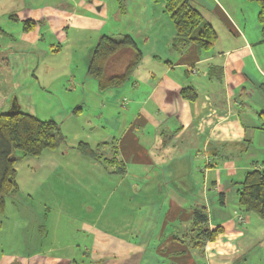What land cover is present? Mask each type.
Masks as SVG:
<instances>
[{
  "label": "crops",
  "instance_id": "obj_1",
  "mask_svg": "<svg viewBox=\"0 0 264 264\" xmlns=\"http://www.w3.org/2000/svg\"><path fill=\"white\" fill-rule=\"evenodd\" d=\"M12 1L7 8L18 23L23 25L27 19L43 20L29 30L21 28V39L25 42L35 44L44 40L46 31L64 42L70 41L71 35L92 32L95 37L97 33L114 32L117 25H123V32L134 34L141 45V62L146 59L141 71L134 73L133 85L128 90L136 89L133 95L117 97V90L102 91L97 82L96 92L92 85L98 98L93 104L98 123L91 128H103L102 132L107 134L93 142L90 139L83 141L95 147L105 143L108 148L105 157L117 153L125 164V172L112 173L104 163L80 151L77 154V145L67 141L64 154L56 153V148L49 149L52 152L30 156L37 157L40 162L24 166L21 175L16 162L19 192L37 197L49 211L89 208L82 201L80 206L79 203L70 204V194L93 192L90 187L96 184V175H103L108 177L106 194L109 200L119 190L131 202L132 194L137 190L148 209L160 207L164 210L159 209L155 222L148 220L155 224L152 234L157 241L153 247L160 256L182 257L190 250L194 258L201 257L193 258L191 264H198L197 260L204 264L202 261L238 253L236 241L243 236V231L237 219L222 218L219 223H214L209 216L210 228L220 225L223 231L215 240L205 241L202 247L194 246L191 241V225L197 207L209 208L211 203L217 202L225 207L231 189L228 186L238 184V189L245 172L254 168V162L264 160V129L259 117V112L264 111L260 6L247 0H191L217 32L216 44L210 50L202 51L194 42L180 48L174 21L164 0H125L123 10H117L116 6L113 13H110V4L113 6L117 0H64V5L60 6L49 2L35 5L30 1ZM120 13L122 15L116 18ZM110 15L117 25L109 26ZM173 53L175 58H171ZM212 67H221V79ZM186 86L197 92L195 100L182 97L180 90ZM126 104L129 108L122 112V106L118 105ZM108 105L115 111L106 117L101 110ZM85 106L80 107L81 113ZM13 107L17 106L14 104ZM255 144L256 148L253 147ZM85 170L90 171L91 180ZM110 178H115L117 185L114 180L111 183ZM97 184H100L99 179ZM23 203L26 201H5L4 207L0 208V231L13 234L19 240V246L22 240L25 242L10 252L2 250L0 264H64V258H61L64 249L58 252L59 246L53 241L38 248L29 243V232L22 224L23 216L16 211L24 206ZM31 208L36 211L37 207ZM103 209L106 204L99 208L96 218L90 215L91 222L84 220L82 223L86 231H92L91 260L73 262L71 259L67 264H137L138 258L148 253L150 244L130 242L127 237L132 232L131 217H125L124 222L118 224L115 218H104ZM14 214H20V217ZM172 221H177L172 224L179 226L168 233L167 224ZM42 230L45 234L46 228ZM49 235L48 230L46 240ZM29 248L34 249L27 250ZM176 260L178 264H187L181 258Z\"/></svg>",
  "mask_w": 264,
  "mask_h": 264
},
{
  "label": "rangeland",
  "instance_id": "obj_2",
  "mask_svg": "<svg viewBox=\"0 0 264 264\" xmlns=\"http://www.w3.org/2000/svg\"><path fill=\"white\" fill-rule=\"evenodd\" d=\"M19 1L20 3H28V1H30V3L35 5L46 2L56 3L58 6L64 5V0ZM164 1L166 4V0ZM12 2V0L0 1V6H6L4 9L0 7V110H10V107H13L15 104L20 110L35 114L41 119H55L61 127V135L63 139H65L55 151L58 154H64V143L67 141H71L73 144L77 145L84 139H90L91 142H93L96 139L103 138L107 134V132L106 134L102 132L103 128L98 130L91 128V126L98 123L95 119L97 116H95L96 111L93 107V104L98 101V98L97 95L93 93L95 91L92 90L95 88L96 92L98 91L96 88L97 80L88 77L89 74L87 69L100 36L103 34L118 36L121 33L117 31H122V33L126 34L123 32V25L122 27L117 25L112 19L113 16L110 15L109 26H112V24L117 25V27L112 30L114 32L97 33L95 37L92 32L75 36L71 35L70 41L61 42L56 36L46 31L44 40L40 39L37 43L31 44L21 39V28L23 29V25L20 22L18 23L16 18L12 17L9 13L7 7L11 5ZM249 2L258 4L256 1ZM124 4L125 0H117V3L113 4V6L110 4V13H113L116 6H118L117 10H123ZM248 10L252 12L251 9ZM120 15H122V13L115 17L119 18ZM127 34H131L136 38L131 32ZM214 44H216V41ZM139 46L141 47V45ZM177 51L179 50L177 49ZM175 56V53H173V57L171 58H175ZM145 60L146 59H143L141 63H138L135 71L123 85L111 88L117 90V97L124 98V95H129V93L133 95L136 89L132 88L129 92L128 90L133 85L134 73L136 70L137 72L141 71V65H143L142 63H144ZM11 79L13 80L12 82ZM84 80H86L85 89L82 91ZM93 84L95 85L94 88H92ZM84 104H86V106L81 113L80 107ZM118 104H120L119 100ZM119 106H122V112L129 108L127 104L124 106L118 105V107ZM114 111L115 110L108 105L101 110V113L103 116L108 117L109 114H112ZM91 147L94 148L97 153L104 156L106 155L104 153L105 150H108L105 143H102L100 147H95V145H91ZM253 147L256 148V144ZM98 148L100 150H97ZM252 150L254 151L255 149ZM43 152H52V150L46 149ZM75 152L79 154L77 148ZM262 153H264V151H262ZM16 154L21 155L19 152H16ZM36 158L37 157L19 158L18 167L19 169L21 168V170H19L20 175L21 171L25 170L23 168L24 166L36 164L37 162L39 164L40 161H37ZM34 169H36V166ZM89 172V170H85L88 179L91 180ZM107 178L108 177L103 175H96V184L94 183L93 186L90 187V189H93V192L88 190L91 193L85 192V194L83 193L84 195L78 193L70 194V204L76 205L79 203L80 206V202L82 201L86 206L88 205L89 208L83 206L79 209L75 208L73 211L68 207V210L64 209V212L59 208L49 211L46 206L42 205V202L37 201V197L32 198L21 192L6 196L5 201L8 203L26 201V203H23L24 206L16 211L21 212L23 221L26 219L25 223L22 221V224L26 226L25 228L29 232L27 236L29 238V243H32L35 248H38L42 245H49L53 241L55 246H59L58 252L64 249V257L61 256V258H64V264H67L68 260L71 259L73 262H75L74 260L78 262L79 260L80 262L91 260L93 244L90 234L92 231L90 229L86 231L82 223L84 220L91 222L92 218L90 219V217L92 216L96 218V213H98L99 208L104 204H106V209L102 210L104 218L106 216H110L111 219L115 218L118 224L123 223L125 217H131L133 219L131 226L132 230L130 228L132 232L127 234L130 242H144L147 245L150 244L148 247L149 250L146 249L148 253L143 257H139L137 264H178L176 259L179 258L185 263L191 264L194 255L191 254L190 250H187L182 257L176 256V258L173 256L172 258L163 257L155 251L156 248L153 246L156 244L157 238H153L152 234L154 233L153 229L155 228V224H152L148 220L152 219L155 222L154 219H157L159 211L162 210L159 207L160 205L157 204L160 210L158 208L152 210L148 209L147 205L142 203V194L136 189L132 194L133 197L131 198V202L128 199L126 200L123 193L119 190L111 195L109 200V196L106 194V189L108 187ZM98 179L100 180V184H97ZM113 180L117 185V180L115 178H110L111 183ZM237 180L238 178L236 177L235 181ZM227 183H229V181ZM237 185L238 184L233 183V185L228 186L231 189L230 192L227 193L228 203L225 207L217 202L211 203L210 207L207 209L210 219H212L214 223H219L222 218L230 217L240 222L239 228L243 231V236L236 241L239 252L227 258H212L210 261H202L204 264H264V216H260L255 212H246L240 208L236 192ZM40 187L44 189L42 186ZM32 206L35 208L37 207L36 211L32 210ZM54 207L56 206L54 205ZM13 216L20 217V214H14ZM162 219H164V217ZM175 222L177 221L168 222V233L173 232V230L176 231L175 227L179 225L177 224L178 222L174 225L172 224ZM95 225H97V223H95ZM44 227L46 228V233H48V230L50 231L47 240L45 238L46 233L44 234L42 230ZM14 228L19 231L18 228ZM119 232L120 231L117 232L119 235L125 237V235ZM1 233L0 231V252L2 250L10 252L14 248L22 247L25 243L22 240L19 246V240H16L14 235L7 232V230H5L6 234ZM3 235L4 241L2 240ZM42 235L44 236L43 238ZM7 238L8 240H6ZM33 249L29 248L27 250ZM17 259L21 260L20 257ZM197 261L199 264V260Z\"/></svg>",
  "mask_w": 264,
  "mask_h": 264
},
{
  "label": "trees",
  "instance_id": "obj_3",
  "mask_svg": "<svg viewBox=\"0 0 264 264\" xmlns=\"http://www.w3.org/2000/svg\"><path fill=\"white\" fill-rule=\"evenodd\" d=\"M249 1H256L260 6L258 21L264 42V0ZM166 10L174 21L180 48H186L191 42H194L199 50H210L213 47L217 40V32L191 0H166ZM42 22L43 20L27 19L23 23V28L29 30L34 27L33 25ZM142 58L143 50L131 34L121 33L118 36L103 34L94 48L87 72L97 80L100 90H108L123 85ZM212 68L217 70V75L221 79V67ZM180 93L188 100L197 98V92L190 86L182 87ZM259 117L261 128L264 129V111L259 112ZM63 140L65 139L61 135V127L53 118L41 119L17 107L0 110L1 209L5 205L6 196L19 192L18 172L15 167L19 158L39 156L46 149L58 148ZM76 147L83 155L107 165L112 173L123 174L126 170L117 153L112 157H105L84 141L79 142ZM16 152L21 155H17ZM253 165L254 168L247 170L239 182L238 203L242 210L264 216V160L256 161ZM222 231L223 227L220 225L210 228L206 206L195 209L191 225V241L194 246L202 247L205 241L215 240Z\"/></svg>",
  "mask_w": 264,
  "mask_h": 264
}]
</instances>
